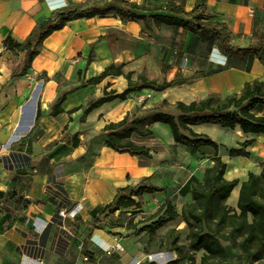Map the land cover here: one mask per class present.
<instances>
[{"label": "crops", "instance_id": "1", "mask_svg": "<svg viewBox=\"0 0 264 264\" xmlns=\"http://www.w3.org/2000/svg\"><path fill=\"white\" fill-rule=\"evenodd\" d=\"M85 1L0 0V264H80L83 253L102 264L174 261L175 252L144 254L148 234L137 235L135 230L155 222L157 218H149L165 200H170L180 214L183 204L190 202V183L201 181L204 170L212 165L214 151L200 147L192 153L175 144L171 135L161 144L155 133L162 123H153L145 126L152 135L130 138L147 147L151 157L130 156L106 147L104 126L126 115L141 116L162 102L169 106L189 104L208 94L224 98L239 94L246 83H264V66L255 56L225 57L212 33L195 36L150 20L122 22L112 14L75 20L52 33L43 41L27 74L12 81L11 67L20 57L3 46L6 36L21 43L52 11ZM123 1L155 8L168 0ZM173 1L185 11L206 6L217 16L213 21L227 25L235 47H247L254 32L264 34V0ZM110 65L122 75H108L97 84H86ZM127 74L129 80L124 77ZM142 75L156 83L171 81L176 75L186 81L160 92L143 89L150 92L145 97L133 92L125 100L103 103L83 114L104 90L119 94L128 83H138ZM62 94L63 112L51 116L50 107ZM38 104V131L28 140ZM252 112L264 116L262 106ZM191 129L220 145L217 154L226 165L224 178L238 180L226 205L238 212L240 184L248 173L259 174L264 163V136L212 125ZM213 132L222 139L212 136ZM251 139L253 143L246 148L248 157L228 156L229 150ZM194 160L197 167L192 169ZM127 186L156 192L132 197L137 208L104 212L118 189ZM128 221L130 229H126ZM171 229L185 232L180 245L186 246L187 229L180 218L157 230L155 238ZM202 253H197V264ZM223 264H251V259Z\"/></svg>", "mask_w": 264, "mask_h": 264}, {"label": "trees", "instance_id": "2", "mask_svg": "<svg viewBox=\"0 0 264 264\" xmlns=\"http://www.w3.org/2000/svg\"><path fill=\"white\" fill-rule=\"evenodd\" d=\"M86 0L81 4H72L68 7L56 9L50 15L37 22L27 37L21 42H14L10 35L3 40V46L19 56V60L11 67V80L27 74L32 61L42 50L43 41L55 31L61 30L67 23L90 19L97 16L112 14L122 22L152 21L157 26H169L183 29L195 36L203 33H212L215 44L222 55L228 58L255 56L264 66V34L254 32L251 42L245 48L231 45V33L226 24L213 21L215 14L208 11L204 5H196L190 11H185L173 0H168L163 6L147 8L143 5L128 3L123 0ZM90 3H92L90 5ZM163 11L166 14L142 15L140 12ZM165 72L166 68H162ZM108 75L120 76V70L113 65L95 78L89 79L86 84H97ZM129 80L130 76H124ZM138 83H128L119 94L103 91V95L83 109L87 115L103 103L113 100H125L127 95L140 92L143 89L163 91L176 82L184 83L185 78L175 76L171 81L163 80L160 83L149 81L144 75L138 77ZM65 94L59 96L50 107V115L56 116L63 112L61 105ZM256 106L264 108V83L253 81L244 84L239 94L232 93L220 98L215 94H208L204 99L184 104L177 102L169 106L165 102L158 105L145 117L126 115L116 123L104 126L102 136L106 147L117 153H126L130 156L149 159V149L143 145L133 143L132 135L147 137L152 132L145 128L153 123L167 125L173 142L196 153L200 147H209L214 151L210 158L212 165L206 168L201 181H192L189 186L190 202L183 204L180 214H177L170 200H165L159 209L149 219L155 222L135 230V234H148V240L143 252L146 255L175 252L176 259L168 264H197L196 254L203 252L198 264L239 263L243 258H250L251 264H264V163L259 174L248 173L247 180L240 184L237 210L228 208L226 199L238 180L227 181L224 178L225 163L218 157L217 144L210 137L192 131V126L216 125L223 129L235 130L238 128L243 134L264 136V116H257L252 111ZM41 119L39 104L36 110L35 123L27 136L32 140L38 131ZM253 140H246L239 144L238 149L228 151L230 158L248 157L246 152ZM156 190L148 187L136 189L129 186L118 189L110 204L104 207V212L113 213L121 208L138 207L132 199L144 193L153 194ZM180 218L185 224L186 246L180 245L183 230L171 229L165 236L155 238L157 230L166 223ZM131 221L127 222L126 229H130Z\"/></svg>", "mask_w": 264, "mask_h": 264}, {"label": "rangeland", "instance_id": "3", "mask_svg": "<svg viewBox=\"0 0 264 264\" xmlns=\"http://www.w3.org/2000/svg\"><path fill=\"white\" fill-rule=\"evenodd\" d=\"M141 92V96H143V97H145V96H147V95H150L149 93L150 92H147V91H140ZM158 107V106H157ZM156 107V108H157ZM153 110V109H152ZM150 112L148 111V112H146L145 114H141V116L142 117H145L147 114H149ZM161 126L162 127H160V128H163V129H158V130H156V133H155V135H156V137H157V139L160 141V143L161 144H164L165 142H166V138H167V136H169L170 138H171V134H170V130H169V128L167 127V126H165L164 124H161ZM201 126H211V125H209V124H204V125H201ZM212 126H216V125H212ZM219 127V126H218ZM212 134V136H214L216 139H222L220 136V134L219 133H215V132H213V133H211ZM182 148H183V146H182ZM155 149H157V146H155ZM194 162H195V165L193 164L192 165V169H195L196 167H197V161L196 160H194ZM179 179V178H178ZM179 181H180V179H179ZM197 256H198V254H196V258H197Z\"/></svg>", "mask_w": 264, "mask_h": 264}, {"label": "built area", "instance_id": "4", "mask_svg": "<svg viewBox=\"0 0 264 264\" xmlns=\"http://www.w3.org/2000/svg\"><path fill=\"white\" fill-rule=\"evenodd\" d=\"M80 264H102V263L98 258L91 257L87 253H83Z\"/></svg>", "mask_w": 264, "mask_h": 264}, {"label": "bare ground", "instance_id": "5", "mask_svg": "<svg viewBox=\"0 0 264 264\" xmlns=\"http://www.w3.org/2000/svg\"><path fill=\"white\" fill-rule=\"evenodd\" d=\"M227 175L229 176V175H230V173H227Z\"/></svg>", "mask_w": 264, "mask_h": 264}]
</instances>
